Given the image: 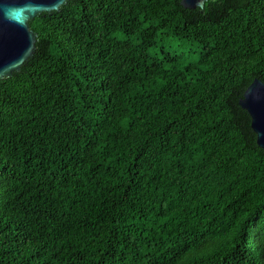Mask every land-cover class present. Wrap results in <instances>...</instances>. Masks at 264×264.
Returning <instances> with one entry per match:
<instances>
[{
  "label": "trees",
  "instance_id": "trees-1",
  "mask_svg": "<svg viewBox=\"0 0 264 264\" xmlns=\"http://www.w3.org/2000/svg\"><path fill=\"white\" fill-rule=\"evenodd\" d=\"M0 79V264H264V0H68Z\"/></svg>",
  "mask_w": 264,
  "mask_h": 264
},
{
  "label": "water",
  "instance_id": "water-1",
  "mask_svg": "<svg viewBox=\"0 0 264 264\" xmlns=\"http://www.w3.org/2000/svg\"><path fill=\"white\" fill-rule=\"evenodd\" d=\"M68 0H0V79L10 77L14 71L33 57L37 34L29 26V20L43 12L59 11ZM209 0H181L187 9L204 8ZM11 9L9 19L6 13ZM240 106L251 118V128L257 144L264 149V82L255 79L239 100Z\"/></svg>",
  "mask_w": 264,
  "mask_h": 264
},
{
  "label": "clouds",
  "instance_id": "clouds-1",
  "mask_svg": "<svg viewBox=\"0 0 264 264\" xmlns=\"http://www.w3.org/2000/svg\"><path fill=\"white\" fill-rule=\"evenodd\" d=\"M13 11H21V10H18V9H11V10H9V12L6 13V15H7V17L9 19H16V17H14V16L11 15V12H13Z\"/></svg>",
  "mask_w": 264,
  "mask_h": 264
}]
</instances>
